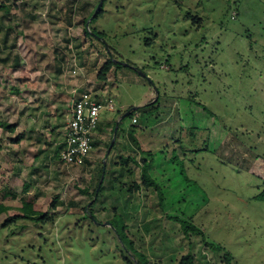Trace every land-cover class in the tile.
<instances>
[{
	"label": "rangeland",
	"instance_id": "1",
	"mask_svg": "<svg viewBox=\"0 0 264 264\" xmlns=\"http://www.w3.org/2000/svg\"><path fill=\"white\" fill-rule=\"evenodd\" d=\"M99 1L0 0V264H140L138 251L264 264V0H106L88 26ZM110 55L122 64L98 79ZM85 78L115 111L102 110L87 163L65 166ZM133 106L139 123L119 122ZM147 149L159 184L132 192ZM27 200L45 218L10 220Z\"/></svg>",
	"mask_w": 264,
	"mask_h": 264
},
{
	"label": "built area",
	"instance_id": "2",
	"mask_svg": "<svg viewBox=\"0 0 264 264\" xmlns=\"http://www.w3.org/2000/svg\"><path fill=\"white\" fill-rule=\"evenodd\" d=\"M79 72V66L76 65L72 73L76 75ZM99 91L93 87H83L76 88L72 93V112L60 153L65 166L86 164L94 149V135L100 124L102 110L115 111L113 99H108L105 93ZM134 123H138V115L132 117Z\"/></svg>",
	"mask_w": 264,
	"mask_h": 264
},
{
	"label": "trees",
	"instance_id": "3",
	"mask_svg": "<svg viewBox=\"0 0 264 264\" xmlns=\"http://www.w3.org/2000/svg\"><path fill=\"white\" fill-rule=\"evenodd\" d=\"M100 2V1H99ZM99 2L96 4V6L94 7V9H93V11L90 13V15L86 18V20H85V24H87V20L94 14V12H95V10H96V8H97V6H98V4H99ZM106 2V0H103V3H102V5H101V8L99 9V11H98V13L95 15V17H94V19H96L97 17H98V14H99V12L102 10V8H103V6H104V3ZM75 3V2H74ZM74 3L72 4V6H69L68 7V9H69V11H68V13L66 14V17L68 18L67 20H68V22L69 23H73V18H74V16H75V13H76V11H77V9L75 8L76 7V5H74ZM59 16H61L60 14H59ZM93 30V29H92ZM85 31H86V33H91V34H93L94 33V35L96 36V37H99V36H101L102 35V33H100V32H98L97 30H93V32L92 31H89L88 30V28L87 27H85ZM96 33V34H95ZM111 56V58H109V60L107 61V62H105L103 65H102V69H101V71L98 73V75H97V77H98V79H104L106 76V73L107 72H109L111 69H112V67H113V65H115L114 64V62H116V64H122L121 62H119V61H114V56L113 55H110ZM18 64V63H17ZM57 68H58V71L59 72H62L63 71V65H62V63L61 64H58L57 65ZM156 101H158V99L156 100ZM135 115V112H132L130 115H128V116H130L131 118L133 117ZM2 125L5 127V128H8V129H14L15 127L13 126V125H11V124H8V123H2ZM114 129H115V124H114V127H113V133H114ZM110 144H111V141H110V143H109V145H108V148H109V146H110ZM115 144V143H114ZM93 145H94V142H93ZM113 148H114V145L112 146V148H111V150L110 151H112L113 150ZM111 153V152H110ZM151 152H150V150L147 152V159L144 161V163H143V165H142V172H141V176H142V183L140 184V183H135L134 185H131L130 187H129V190L130 191H135V190H140L143 186H146V187H152V186H154V188H156V186L159 184V183H154V181L150 178V176H149V169H150V167H151V161H152V159H151ZM60 155V154H59ZM128 159H134L135 161H136V158L134 157V156H129L128 158H126V159H123L124 161H127ZM88 161V160H87ZM87 163V162H86ZM103 164V163H102ZM105 167H106V165H105V160H104V167H103V170H102V167H101V174L104 172V169H105ZM107 170V169H106ZM105 170V171H106ZM101 174L100 175H98V177H97V181H96V184H95V187H94V191H93V193L91 194V199H92V202H90V204H88L87 206H86V208H87V212L89 213V216H90V214H93V216L95 217V215H94V211H93V206H95L96 205V203H97V200H98V198H99V194L101 193V190L104 188V181H105V175H104V179H103V182H102V185H101V188H100V190H99V192L97 193V189H98V186H99V182H100V179H101ZM103 176V175H102ZM97 195V197L96 198H94L95 196ZM259 197L261 198V199H263L264 200V191L259 195ZM6 209V207L3 205V204H0V213L2 212V211H4ZM23 209H24V213H22V214H17V215H14V216H12L11 218H10V220H15V219H17V218H19V217H23V218H30V219H34V220H39V219H44L45 218V213H43V214H41V212L39 213L36 209H34V205H33V202H32V200H27L25 203H24V205H23ZM90 217H92V216H90ZM117 217V214H115V216H114V218L112 219V224H113V226H115L114 225V223H113V220L115 219ZM96 218V217H95ZM123 227H124V231H125V228H126V225H123ZM195 228V227H194ZM117 230V229H116ZM193 231H195V232H200V230L199 229H197V230H194L193 229ZM117 232H118V230H117ZM200 233H203V231L201 230V232ZM118 234H119V237H120V239H126V240H128L129 241V243H130V245L134 248V249H136L135 248V246H134V241L133 240H130L129 238H127L126 237V235H125V232H124V234L123 235H121L119 232H118ZM204 236H205V234H203ZM219 246H221L220 244H218ZM137 250V249H136ZM138 251V250H137ZM138 253H139V255L136 253V256H139L138 257V262L140 263V264H142L143 262H145V264H149V261H147L145 258H146V256H145V254H143L142 252H139L138 251ZM225 257H226V262H227V264H231V262H232V260L234 259V257H233V255L231 254V252H229V251H227L226 252V254H225ZM178 264H197V261H196V258H195V255L193 254V253H187V254H184V255H182L181 257H180V259H179V262H178Z\"/></svg>",
	"mask_w": 264,
	"mask_h": 264
},
{
	"label": "water",
	"instance_id": "4",
	"mask_svg": "<svg viewBox=\"0 0 264 264\" xmlns=\"http://www.w3.org/2000/svg\"><path fill=\"white\" fill-rule=\"evenodd\" d=\"M102 3H103V0H100V2L98 4V7H97V10L95 11V13H97L99 11V9L101 8ZM89 24H90V20L87 22L88 26H89ZM116 61H118V60H116ZM154 89L156 90V98H155V100H157L158 97H159V94H158L159 91H158V88L156 86H154ZM137 109H138V106H133L132 108H130L127 112H125V114L122 115V117L120 118L119 122L122 121L128 115H130L132 112H135ZM119 122H117L116 129H115V132H114L115 134H114V136L112 138V141H111V144H110V146L108 148V152H110L112 146L114 145V143L116 141V134H117L118 127H119ZM108 152H107V155L109 154ZM105 165H106V161H105ZM103 179H104V175H103L102 179L100 180V183H99V186H98V189H97V193L99 192V190L101 188ZM96 197H97V195L95 196V198ZM90 216L94 217L93 214H90Z\"/></svg>",
	"mask_w": 264,
	"mask_h": 264
},
{
	"label": "crops",
	"instance_id": "5",
	"mask_svg": "<svg viewBox=\"0 0 264 264\" xmlns=\"http://www.w3.org/2000/svg\"><path fill=\"white\" fill-rule=\"evenodd\" d=\"M92 62H90V64H91ZM91 66V65H90ZM85 68V67H84ZM88 81H91V79L89 78V80H87L86 78L85 79H82V84H83V87H90V85L89 84H91L90 82H88ZM91 87H94L93 85H91ZM69 112H70V115H71V112H72V109H71V106L69 107ZM70 115H69V117H70ZM136 115V114H135ZM139 121H140V116H139ZM139 121H138V123H139ZM135 124H137V123H135ZM100 129V128H99ZM97 131H98V129H97ZM95 134H97V132L95 133ZM94 137H95V135H94ZM138 149H140V151L142 150V148L140 147V146H138ZM149 150L147 149V150H145L144 151V153L145 152H148ZM149 156V155H148ZM90 159V158H89ZM88 159V160H89ZM104 187H105V181H104ZM157 190V189H156Z\"/></svg>",
	"mask_w": 264,
	"mask_h": 264
}]
</instances>
